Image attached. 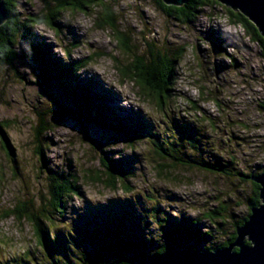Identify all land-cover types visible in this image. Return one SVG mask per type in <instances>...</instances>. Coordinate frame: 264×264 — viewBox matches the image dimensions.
<instances>
[{
  "label": "rangeland",
  "instance_id": "1",
  "mask_svg": "<svg viewBox=\"0 0 264 264\" xmlns=\"http://www.w3.org/2000/svg\"><path fill=\"white\" fill-rule=\"evenodd\" d=\"M103 1L113 5L118 28L132 36L134 51L139 54L146 51L147 42L174 52L184 49L176 69V97L166 113L159 112L154 103L140 99L132 84L121 83L113 58L124 60L123 55L115 46L112 31L96 26L95 15L67 10L58 17L60 31L38 24L33 32L63 60L81 64L93 59L77 73L108 101L106 105L119 119L135 125L141 117L152 133L162 132V137L169 140L176 135L174 122L190 125L199 143L193 149L187 146L189 140L180 137L184 152L202 156L213 165L218 157L229 175L179 166L169 177L160 178L154 166L163 160L154 152L153 138L136 144L120 142L114 132L101 125L66 116L56 125L48 122L51 131L42 138L46 157L43 164L37 155L36 128L44 117L49 121L56 116L52 109L60 105L71 108V102H61L57 87L48 92L40 88L35 78L39 72L33 67L36 65L22 59L17 62L19 73L0 69V124L12 149L11 156L0 136V217L15 204H28L38 213L45 205L51 211L48 203H56V199L51 196L47 169L67 177L78 175L81 196L63 195L65 215L50 212L51 220L45 224L53 233L50 239L56 234L65 243L54 244L49 251L36 243L28 220L10 217L0 221V264H77L96 252L95 245L84 242L81 234L108 217L114 221L117 218L125 226L130 221L139 222L142 229L138 233L144 231L157 247L164 244L161 234L170 221L180 223L188 218L198 222L203 232H211L204 246L217 247L228 242L236 232L234 226L248 214L247 199L252 197L253 187L238 173H258L264 168L262 46L229 21L226 6L218 1L219 4L203 8L191 25L169 18L157 0ZM43 11L44 4L39 0H19L22 20ZM96 54L102 57H94ZM101 150L132 164V192L124 193L120 187L112 191L89 179L90 172L104 177ZM155 207L159 212L150 218ZM213 210L219 215L213 216ZM186 244L188 249L194 246L192 242ZM97 250L98 263L113 259L115 250L100 246ZM149 250H154V246Z\"/></svg>",
  "mask_w": 264,
  "mask_h": 264
},
{
  "label": "trees",
  "instance_id": "2",
  "mask_svg": "<svg viewBox=\"0 0 264 264\" xmlns=\"http://www.w3.org/2000/svg\"><path fill=\"white\" fill-rule=\"evenodd\" d=\"M39 1L44 4V11L38 14H31L22 20L18 12L19 0H3L7 18L0 25V69H14L19 73L17 62H21L22 59L32 62L36 65L33 66L35 70L39 72L36 75L34 74L37 79V85L46 92L53 87H57L62 96L61 102L66 99L71 102L70 106L74 110L68 106L64 107V105H60L56 110L52 109L56 118L51 117L48 121V117H44L41 120V126L36 128L35 142L38 145L37 155L43 164L46 163V157L44 155L42 138L45 137L48 131H51L49 123L56 125L58 124L56 121L64 120L63 117L66 116L72 119L82 118L78 119L80 122L87 121L98 126L101 125L102 128L114 132L118 136L117 139L121 140L120 142L136 144L145 140V138H153L152 145L155 148L154 152L163 160L160 161V164L156 162L157 165L155 164L154 166L160 178L169 177L171 172L175 171L179 166L208 172L214 171L213 173H218L219 175H229L226 170H223L224 165L218 157L214 158L216 165H213L203 159L202 156L190 155L184 152L183 141L179 139L180 137L187 141L189 140L187 146L193 147V149H197L196 144L199 143V140L194 138L193 128L190 125L174 122L173 127L175 128L176 135L169 140L162 137L164 134L162 132L155 131V133H152L146 121L141 119V117L137 118L134 122L135 125L133 123L128 125L123 118L119 119L118 115L106 105L108 101L96 94L93 91L92 84L84 81L83 77L77 73L79 70L86 68L93 59H89L90 61L81 64H78L77 61L73 62V60H63L55 54L49 43L33 31L34 26L38 24H45L60 31L62 25L58 17L61 14L63 15L67 10L95 15L96 26L101 30L110 29L112 31L115 46L123 55L124 60L113 58L115 61L114 69L120 76L121 83L132 84L137 89L138 97L154 103L156 109L161 113L167 112L173 103V99L176 97L175 85L178 78L176 69L179 60L184 55L185 51L183 48L174 52L169 49H161L155 44L147 42L144 53L139 54L138 51H134V44L131 40L132 36L118 28L116 12L113 5L107 1ZM157 4L169 18H173L184 25H191L203 13V8L219 3L216 0H185L183 5L174 6L165 4L163 0H157ZM96 10L99 11L97 12ZM226 12L228 13L229 21L245 31L246 35L254 42L259 43L264 52V38L257 27L238 11L226 7ZM94 57L100 58L102 55L96 54ZM51 100L56 103L53 97ZM0 136H2L7 150L12 156V149L4 136L1 124ZM96 147L98 150L101 148L98 144H96ZM100 152L103 155L102 164L106 169L104 173L106 179H103L104 177L100 174L94 175L91 172L88 175L89 179L97 185H103L112 191L120 187L124 193L132 192V186L129 182V179L135 176L132 164L123 157L118 156L115 159L109 157L107 151L101 150ZM166 160L170 161V163H165L164 161ZM171 168L172 170H168ZM168 171L169 173H167ZM262 174H264V168L258 173H238L244 179L243 181L250 180L253 187L252 197L247 199L249 211L247 216L238 221L234 226L236 231L234 235L228 242L222 245H217V247L204 246L207 239L210 238L211 232H203L198 222L189 220L188 218H184L180 223L170 221L164 227L161 234L165 238L164 244L157 247L150 237H146L144 231L138 233L142 228H139L140 224L137 220L136 222L138 223L130 221L125 226L117 218L114 221L111 217H108V219L104 218L100 220V225L92 226L91 228L93 229L86 230L81 234L84 242L95 245L96 252H94V256L90 254V258L87 256L86 260H78L77 264H100L95 261V254H100L97 246L107 250H115L113 252V259L108 260L110 263L103 264H134L144 258L164 255L174 250L177 244H180L177 248H185V244L189 242L194 244L192 249L195 250L201 249L205 251L225 248L235 241L237 230L248 219L252 209L260 205V186L253 182L252 178ZM47 175L53 193L51 196L56 199V203L54 201L48 203L52 208L51 211L45 205H41L42 210L38 213L34 210V207H29L28 204H23L21 207L15 204V208L4 213L2 218L0 217V221L10 217H15L16 220H28L33 227L36 243L39 247L49 251L54 244L65 243V239L58 238L56 234L50 239V235L53 233L51 231L49 233L47 225H45L51 220L50 212L65 215L67 204L62 200L63 195L67 197H79L81 196V188L79 186L80 177L78 175L68 174L67 177L65 174L54 173L52 169H47ZM157 212H159L158 209L156 207L153 208L150 218H153ZM211 214L215 216L219 215V212L213 210ZM206 216L208 217L207 214ZM219 225L224 226L225 223ZM124 228L129 229V231L126 232L123 230ZM79 243L81 242L79 241ZM152 246H154V250L150 251L149 248Z\"/></svg>",
  "mask_w": 264,
  "mask_h": 264
},
{
  "label": "water",
  "instance_id": "3",
  "mask_svg": "<svg viewBox=\"0 0 264 264\" xmlns=\"http://www.w3.org/2000/svg\"><path fill=\"white\" fill-rule=\"evenodd\" d=\"M167 5L181 6L185 0H163ZM240 12L260 31L264 38V0H216ZM7 13L0 0V25ZM260 186L258 207L252 209L248 219L237 230V237L225 248L201 250L174 248L164 255L144 258L134 264H264V174L253 177ZM237 249V250H236Z\"/></svg>",
  "mask_w": 264,
  "mask_h": 264
},
{
  "label": "bare ground",
  "instance_id": "4",
  "mask_svg": "<svg viewBox=\"0 0 264 264\" xmlns=\"http://www.w3.org/2000/svg\"><path fill=\"white\" fill-rule=\"evenodd\" d=\"M1 78V77H0ZM69 118V117H68ZM86 120V119H85ZM193 145V144H192ZM159 148V147H158ZM158 150V149H157ZM161 150V149H160ZM254 182V181H253ZM240 223V222H239Z\"/></svg>",
  "mask_w": 264,
  "mask_h": 264
}]
</instances>
